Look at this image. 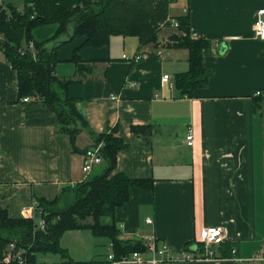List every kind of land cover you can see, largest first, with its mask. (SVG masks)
Masks as SVG:
<instances>
[{"label": "crops", "instance_id": "1", "mask_svg": "<svg viewBox=\"0 0 264 264\" xmlns=\"http://www.w3.org/2000/svg\"><path fill=\"white\" fill-rule=\"evenodd\" d=\"M174 1L171 14L189 13L192 37L211 41L203 51L211 75L192 96L174 84L175 75L189 68L188 50L167 40L140 47L136 36H112L107 45L79 51L88 60L84 70L71 59L85 37L58 47L55 73L75 79L68 91L89 123L77 136V152L69 136L59 133L47 103L19 99L18 73L0 49V206L12 217H33L38 198L65 197L94 171L103 173V162L87 176L82 166L93 133L106 130L129 143L118 152L115 172L154 179L152 188L131 187L129 200L117 209L123 236L154 237L179 251L201 242L203 228L216 225L225 227V241L237 255L250 258L264 249V114L253 97L264 89V38L254 29L264 1ZM4 4L24 7L0 0ZM56 29L46 24L33 33L54 47ZM125 53H141L142 59L131 62ZM165 73L170 81L162 80ZM133 125H151L153 131L136 134ZM190 127L192 145L186 143ZM101 238L107 254L110 240ZM96 252L92 259L106 255ZM160 264L236 263L229 256Z\"/></svg>", "mask_w": 264, "mask_h": 264}, {"label": "trees", "instance_id": "2", "mask_svg": "<svg viewBox=\"0 0 264 264\" xmlns=\"http://www.w3.org/2000/svg\"><path fill=\"white\" fill-rule=\"evenodd\" d=\"M172 3L173 0H24L22 10L14 4L0 5V49L18 73L19 99L39 98L47 103L57 116L59 133L69 136L71 148L77 152L81 150L77 136L89 123L80 111L77 99L68 91L75 79L55 73L57 64L61 62L58 47L76 37H85L75 48L71 59L79 70H84L89 67L88 60L79 54L81 49L107 45L112 36H136L140 47H158L162 45L161 31L166 26L177 30L170 34L171 41L168 43L167 40V44L188 50L189 68L175 75L174 84L182 95L192 96L194 90L204 86L211 75L212 70L203 64V51L211 41L192 37L189 13L174 16L171 14ZM46 24L57 25L51 38L57 41L54 47H47V41H39L34 36V29ZM73 24L74 27L70 28ZM64 35L68 37L64 39ZM253 97L260 104L259 112L264 114L263 96L253 94ZM132 131L149 134L153 127L133 125ZM93 136L94 144L103 142L101 155L105 170L76 183L68 197L37 199L36 217L42 214L48 222L45 232L33 236V218L12 217L6 208L0 206V264H6L3 257L11 241L26 246L34 243L35 255L31 260L38 264H52L38 261L37 252L40 250L60 252L67 259L68 249L60 245V238L65 231L72 229H89L95 236L107 237L111 244V251L105 256L89 261L70 259L73 264H112L108 258L111 252L115 260L130 258L137 251L147 257L154 255L155 251L145 238L123 236L116 220L117 209L129 200L131 187L152 188L154 179L115 172L118 152L129 148V143L106 130L93 133ZM63 197L65 207L59 208ZM155 240L159 249L162 245ZM215 247L214 254L218 258H232L235 254L233 249L236 248L230 247L226 241ZM183 250L197 255L204 253L206 246L203 242L188 243Z\"/></svg>", "mask_w": 264, "mask_h": 264}, {"label": "built area", "instance_id": "3", "mask_svg": "<svg viewBox=\"0 0 264 264\" xmlns=\"http://www.w3.org/2000/svg\"><path fill=\"white\" fill-rule=\"evenodd\" d=\"M264 1V0H260ZM175 24L176 21L173 20ZM254 29L258 36L261 38H264V6L260 7L257 10V16L254 23ZM32 47V43L30 44ZM125 59L130 60L131 62H138L142 59V54L137 53L134 56H130L129 54L125 53L123 55ZM163 81H170L171 75L169 73H165L162 76ZM133 85L136 84V82H132ZM254 95H261L264 98V89H257L253 93ZM31 97H24L23 101L30 100ZM193 130L190 127L189 132L186 136V143L189 145L193 144ZM102 146L103 142L99 144H94L90 147H88L84 151V161H83V172L87 175L91 173L93 168L100 164L102 162ZM38 207V201L35 200V211L33 218L34 219V225H33V236L38 235L39 232H45L48 227L47 219L44 215L40 214L36 217L37 212L36 209ZM42 212V209H40ZM148 221L152 222V219H148ZM227 237V230L223 226H216L211 225L203 228L202 230V239L201 242H203L206 246V251L202 254L193 255L189 251L179 250L175 251L169 248V246L166 243H163L162 246L157 249L155 238L150 237L146 238L149 242L151 248L155 251L154 255L147 257L146 255L142 254L141 252H134L133 256L130 258H123L120 260L114 259V253H110L108 258L112 260V264H123V263H130V264H160L163 261H187V260H221V258H218L214 253L213 247L218 246L223 241L226 240ZM33 244L31 243L28 246L22 245L17 241H11L9 242L5 254L3 257V261L6 264H38V262L31 260V256L35 255V251L33 250ZM194 248H197L195 245ZM234 256L231 258L236 264H264V249L256 253L253 257L250 258H244L242 256H239L236 254V249H233ZM100 264V263H96Z\"/></svg>", "mask_w": 264, "mask_h": 264}, {"label": "rangeland", "instance_id": "4", "mask_svg": "<svg viewBox=\"0 0 264 264\" xmlns=\"http://www.w3.org/2000/svg\"><path fill=\"white\" fill-rule=\"evenodd\" d=\"M15 4L22 7L24 5V0H12ZM177 2V0L174 1V4ZM173 4V3H172ZM5 6L7 4H4ZM176 11L173 9V12ZM74 24L70 26V28H73ZM175 27L166 26L163 29V36L162 38L164 40H168V43H170V34L175 30ZM95 171L91 174L90 177L94 176ZM86 179V178H85ZM84 179V180H85ZM67 194V193H65ZM67 197L69 195H66ZM59 208L65 207V198L59 202L58 205ZM101 237L93 235V233L89 229H72L67 230L64 232V234L60 238V245L64 248H68L69 257L64 258L62 253L55 252V251H44L40 250L37 252V258L38 261L44 262V263H52V264H71L72 261H89L94 257L93 255H96V251H102L103 254H106V248L105 245L102 244ZM97 256V255H96ZM98 257V256H97ZM73 264V263H72Z\"/></svg>", "mask_w": 264, "mask_h": 264}, {"label": "water", "instance_id": "5", "mask_svg": "<svg viewBox=\"0 0 264 264\" xmlns=\"http://www.w3.org/2000/svg\"><path fill=\"white\" fill-rule=\"evenodd\" d=\"M193 247H195V245H193Z\"/></svg>", "mask_w": 264, "mask_h": 264}]
</instances>
